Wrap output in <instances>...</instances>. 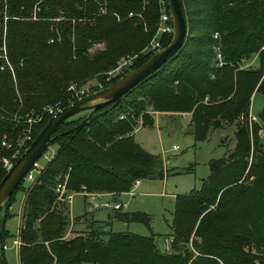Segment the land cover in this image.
<instances>
[{
	"label": "trees",
	"instance_id": "obj_1",
	"mask_svg": "<svg viewBox=\"0 0 264 264\" xmlns=\"http://www.w3.org/2000/svg\"><path fill=\"white\" fill-rule=\"evenodd\" d=\"M178 2L182 47L116 101L63 121L48 143L54 155L33 182L12 191L0 216L3 264V222L18 191V264H264V104L254 121L247 117L252 95L264 96V0ZM159 13L158 0H0V143H14L27 128L33 138L50 117L38 119L43 108L75 100L70 86L92 80L102 88L142 64L153 54L147 45ZM170 36H159L160 47ZM253 56L256 67L238 68ZM130 58L129 70L107 76ZM149 112L186 114L196 142L234 126L233 148L207 162L199 189L174 195L170 251L152 236L113 232L109 221L91 219L67 235L66 204L53 192L64 175L68 191L110 194L163 178L162 159L132 137L138 116L140 125L152 124ZM10 152L0 144V179ZM118 210L112 218L150 227L148 214Z\"/></svg>",
	"mask_w": 264,
	"mask_h": 264
},
{
	"label": "rangeland",
	"instance_id": "obj_2",
	"mask_svg": "<svg viewBox=\"0 0 264 264\" xmlns=\"http://www.w3.org/2000/svg\"><path fill=\"white\" fill-rule=\"evenodd\" d=\"M164 1V0H163ZM164 3V2H163ZM163 3L160 8L163 9ZM155 32L153 33V35ZM152 35V37H153ZM130 59L117 71L107 73V76L114 78L129 70ZM249 68L257 66L255 56L248 59ZM120 63V62H119ZM247 67V68H248ZM95 82L90 81L82 87H95ZM264 104V96L254 93L250 99L249 114L256 117ZM151 125H140V116L136 119V129L132 132L133 140L146 152L158 155L163 162L164 176L159 178L139 179L131 193L120 195L114 202L121 203L119 212L140 211L149 215L150 227H145L139 222L123 223L112 218L113 210L109 208H92L88 199L80 194H74L66 210L70 224L76 217H81V228L85 229L89 220L109 221L107 227L113 232H130L139 235L152 236L154 243L160 248L162 238L170 235V220L172 213V201L174 195L187 194L199 189L202 180L208 175L207 162L210 159L222 157L227 149L234 145V126L211 130L206 139L196 142L192 136V128L188 123V116L170 113L154 114ZM248 118L250 120V116ZM253 121V120H251ZM260 141L264 144V125H260L258 131ZM54 151L52 145L48 146L43 154L37 159L39 166L44 165L51 153ZM3 157L2 160L10 159ZM21 185L26 187L27 181ZM22 192H16L9 203L7 212L9 216L4 219L3 228L8 237L4 240L3 258L6 264H17L16 247L13 240L17 236L19 225L20 206ZM111 216V217H110ZM83 221V222H82ZM73 232L70 230V234Z\"/></svg>",
	"mask_w": 264,
	"mask_h": 264
},
{
	"label": "water",
	"instance_id": "obj_3",
	"mask_svg": "<svg viewBox=\"0 0 264 264\" xmlns=\"http://www.w3.org/2000/svg\"><path fill=\"white\" fill-rule=\"evenodd\" d=\"M166 4L172 27L169 42L154 52L142 64L126 72L114 82L72 101L46 120L28 146L16 157L0 179V216L12 191L48 147L51 135L63 121L79 114L97 110L116 101L147 75L153 73L170 55L182 47L186 36V23L181 7L178 0H166ZM0 264H3L1 254Z\"/></svg>",
	"mask_w": 264,
	"mask_h": 264
},
{
	"label": "built area",
	"instance_id": "obj_4",
	"mask_svg": "<svg viewBox=\"0 0 264 264\" xmlns=\"http://www.w3.org/2000/svg\"><path fill=\"white\" fill-rule=\"evenodd\" d=\"M159 4L163 3V0H158ZM128 15L130 16L131 13H128ZM171 22H170V16L169 13H167L166 11H164V9L160 8V13L158 16V22H157V26L155 29V34L153 35V37L151 38V40L149 41L147 48L151 51V52H156L158 51L161 47H160V43H159V36L163 35V34H171ZM213 38H217V33H213L212 34ZM264 39V36H263ZM262 51H264V42L263 45L260 48ZM217 58V65H221L222 64V60L220 55L217 53L216 55ZM126 61L128 60H124L122 59L120 61V63L118 64V66L110 71L114 72L117 71L119 69V67H121L122 65H125ZM238 68H247L249 65V61L248 60H244L242 59L238 64ZM96 89L98 90L101 88L100 84H95ZM71 89H73V96L76 99L91 93L90 92V87H80L79 89L75 90L73 86H70ZM94 90V91H95ZM93 92V91H92ZM60 108L57 106H47L45 108H43L42 113L40 114V116L38 117V119H40L44 114H47L49 116L53 115L56 111H58ZM250 120H255V117H253L252 115H250ZM119 118H123L124 115H119ZM29 123V120H27ZM32 140L31 138V134H30V129L27 128L26 132L24 133V135L18 139H16V141L14 143L10 142L9 140H7L6 138L3 137V139L1 140V146L9 149L12 148L13 154L11 155L10 159H6V160H2V166L4 168V170H7L13 163V161L16 159V157H18V155L24 151V149L28 146V144L30 143V141ZM43 154V153H42ZM54 155V151L51 153V155L49 156L48 160ZM42 166H39L37 163V160L32 164L31 168L27 171V173L24 175L23 180L27 181L28 184H30L31 182H33L35 180V178L40 174V171L42 169ZM65 180H66V175H64L62 177L61 181H57L53 187V192L55 193V200L58 202H63L65 204H69L71 202L72 196L74 194H82L84 197H86L88 199V203L91 204L92 208H109L111 210H118L121 207H124V205H122L121 203H117L114 202L113 200H98L97 199V193H87L84 191V188L81 187V191L78 192H73V191H68L65 188ZM138 183V180H134L131 184V187L129 188V190L127 191L128 193H131V188L135 187ZM14 244H16L17 242H13ZM171 243H172V237L170 235H166L162 238L161 244H160V249L163 252H169L170 251V247H171ZM2 247L4 248V245H2Z\"/></svg>",
	"mask_w": 264,
	"mask_h": 264
},
{
	"label": "crops",
	"instance_id": "obj_5",
	"mask_svg": "<svg viewBox=\"0 0 264 264\" xmlns=\"http://www.w3.org/2000/svg\"><path fill=\"white\" fill-rule=\"evenodd\" d=\"M158 113H161V112H154V114H158ZM165 113V112H164ZM170 114H175V113H170ZM179 115H185V116H187L186 114H179ZM135 129H136V127H135ZM134 129V130H135ZM128 194V192H121V193H118V194H110V193H97V199L98 200H104V199H106V200H113V201H115L120 195H124V194ZM79 194V193H78ZM80 195H82V194H80ZM83 196V195H82ZM84 197V196H83ZM85 198L86 197H84V201H85ZM173 198H174V196H173ZM88 203V202H87ZM172 203H173V201H172ZM80 217V216H79ZM81 218H79V220L77 221V222H72L71 224H70V228L68 229V231H67V235H69L70 234V229L72 230V231H75V230H78V231H80V230H83L82 228H81ZM17 242L16 244H14V246L16 247V253H17V245H18V240H17V237L13 240V242ZM12 242V243H13ZM16 260H17V256H16ZM17 264H18V262H17Z\"/></svg>",
	"mask_w": 264,
	"mask_h": 264
}]
</instances>
